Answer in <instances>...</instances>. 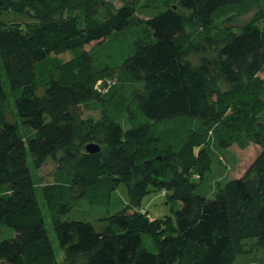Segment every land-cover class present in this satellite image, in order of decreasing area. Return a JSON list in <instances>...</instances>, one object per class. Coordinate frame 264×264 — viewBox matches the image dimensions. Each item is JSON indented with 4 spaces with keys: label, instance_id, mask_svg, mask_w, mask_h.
Here are the masks:
<instances>
[{
    "label": "trees",
    "instance_id": "trees-1",
    "mask_svg": "<svg viewBox=\"0 0 264 264\" xmlns=\"http://www.w3.org/2000/svg\"><path fill=\"white\" fill-rule=\"evenodd\" d=\"M230 1L0 0V15H15L0 19V104L3 76L22 125L0 113V264H234L244 239L232 192L263 248L251 264H264V0ZM26 14L43 25L15 19ZM250 144L254 164L221 184L219 156ZM50 151L59 171L42 189L56 245L17 243L19 229L46 230L28 157ZM112 181L128 192L115 213ZM158 190L170 213L153 218L137 206ZM78 200L106 211L89 219L72 211Z\"/></svg>",
    "mask_w": 264,
    "mask_h": 264
},
{
    "label": "rangeland",
    "instance_id": "rangeland-1",
    "mask_svg": "<svg viewBox=\"0 0 264 264\" xmlns=\"http://www.w3.org/2000/svg\"><path fill=\"white\" fill-rule=\"evenodd\" d=\"M109 4L111 3L114 7L120 6L119 0H105ZM241 0H231L229 3H237ZM15 15L11 11L2 12L0 15V19L4 21L14 22ZM29 24H39L43 25L41 21L36 18L31 17L30 15H22L19 18ZM248 17L243 18L241 21L246 22ZM223 22L218 21L215 26H222ZM64 58H67L69 54L67 52L62 53ZM264 77V71L260 74ZM2 83L6 90L7 98L4 103L0 104V113H2L7 121H11L14 124H17L21 127V123L19 117L17 115V110L14 104V100L9 92V87L7 86L5 78L2 76ZM21 134H25V129L22 127L20 129ZM261 148L258 145L250 144L245 149H239L236 146H231L226 149L224 155H220L226 160L225 156H227L226 160V173L221 172V167L219 163L216 162L214 165V175L218 178V181L222 184L226 180L230 178H235L244 175L254 164L259 154L261 153ZM55 155L52 151L39 155L37 157H33L29 155L28 157V165L31 172L32 181L34 183V188L36 191V197L38 204L41 206L45 220L41 227H45L46 230L43 231L40 236H38L34 231H23L21 229L15 231L12 236L16 240L17 243L23 241L26 237L31 236L37 239H51L52 243L56 245V240L54 234L52 232L51 226L47 220V208L44 203L43 198V186L45 184L51 183L53 181V175L59 171V163L54 158ZM264 168V162L261 164ZM114 189L113 196L110 199V203L108 205V211L110 213H115L117 210L126 206L128 202V192L127 187L122 182H111ZM229 203L230 209L233 214V218L235 219V232L239 236L240 239H244L243 242V251L237 254L236 260L234 264H251L257 262L261 253L263 252V248L257 247L254 241L255 234V224L253 219V212L251 207L244 202L235 192L229 194ZM170 203H168L165 199L164 194L161 191H149L142 197L139 205L137 207L145 208L148 211V214L153 218L160 217L165 215L166 213H170ZM73 212L78 213V211L86 213L87 218L93 219L106 210L103 208H97L95 206H91L85 200H78L74 203L72 208ZM10 236V233L4 226L0 224V239ZM18 245L16 246L17 250ZM54 250H57V247H54Z\"/></svg>",
    "mask_w": 264,
    "mask_h": 264
},
{
    "label": "water",
    "instance_id": "water-1",
    "mask_svg": "<svg viewBox=\"0 0 264 264\" xmlns=\"http://www.w3.org/2000/svg\"><path fill=\"white\" fill-rule=\"evenodd\" d=\"M85 150L87 152L94 153V152H98L100 150V147L97 144L90 143L86 145Z\"/></svg>",
    "mask_w": 264,
    "mask_h": 264
},
{
    "label": "clouds",
    "instance_id": "clouds-1",
    "mask_svg": "<svg viewBox=\"0 0 264 264\" xmlns=\"http://www.w3.org/2000/svg\"><path fill=\"white\" fill-rule=\"evenodd\" d=\"M90 144V143H89ZM93 144H95V143H93ZM88 145V144H87ZM161 191H163V190H161ZM162 194H166V191H164V193L163 192H161Z\"/></svg>",
    "mask_w": 264,
    "mask_h": 264
}]
</instances>
